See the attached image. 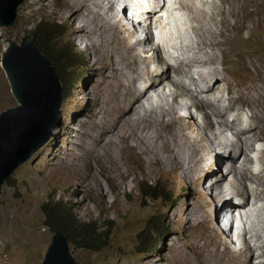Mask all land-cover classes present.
Listing matches in <instances>:
<instances>
[{
	"label": "rangeland",
	"instance_id": "obj_1",
	"mask_svg": "<svg viewBox=\"0 0 264 264\" xmlns=\"http://www.w3.org/2000/svg\"><path fill=\"white\" fill-rule=\"evenodd\" d=\"M101 1L92 0L89 9L80 11L75 0L70 1L75 9L69 6V0H24L19 5L14 24L0 25V86H3L0 113L17 105L1 64L2 53L9 45V40L21 43L25 35L39 37L43 32L39 26L42 21L51 22V28L56 31L52 34L45 32L41 41L49 40L50 50L59 53L66 65H72L71 72L77 79L73 89L67 93L69 96L62 99L59 120L51 139L16 169L2 186L0 264H42L55 232L46 223L44 208L49 203L61 201L79 222L95 221L102 231L107 228L106 224L113 222L109 238L102 239L99 244H92L93 248L76 247L69 243L71 250L76 247L73 255L79 264H170L179 249L184 250L197 264L198 244H207L210 251L226 257L229 264H257L264 261L263 258L250 259V253L242 250L229 233L219 228L222 216L219 215V209L217 216L212 207L222 199L220 193L223 189L220 191L221 180L218 178L220 173L217 176L220 164H225L232 175L227 185H224V192L231 190L233 195L235 193L241 197V193H247V188L252 196L264 190V178H258L259 174L256 173L263 172L264 176V166L261 163L262 168L255 170L253 164H248L250 170H245L244 157L237 164L233 159L226 161L215 151V148L226 149L223 145L226 140L230 141L229 137L226 138L228 135L223 136L218 129V118L225 113L220 115L205 103L204 117L194 107L186 112L180 110V100L183 98H198L203 103L201 94L192 95L180 87L182 91H175L173 98L166 96L167 104L162 109L165 111L159 114L155 110L154 113L146 114L147 107L154 108L150 98L148 101L144 98V104L121 102L118 113L113 115L123 125V137L113 135L114 140L120 143L115 148L117 162L109 168L95 155H90L86 160V156L81 154L84 143L89 146L92 144L90 136L87 138L84 131L88 124L96 120L92 112L112 118L111 104L104 100L113 97L108 87L109 77L117 70L127 69L128 64L138 63L135 57L130 56L145 59L140 71L152 69L147 62L151 55L144 52L149 41L144 40L146 44H143V51L135 38L125 31L126 27H131L128 22L125 25L127 20L121 23L106 14L105 9L96 6ZM193 1L198 12L202 6L207 11V17L199 12L205 29L210 25L209 17L214 14L222 27V19L228 11L220 12L222 3L214 5L222 0ZM92 11H95L94 14H91ZM190 13L192 16L193 13ZM93 15H97L94 20L90 18ZM185 15L189 20L188 10ZM230 18L234 24L235 17ZM240 23L243 24V32L236 35L228 32L225 36L217 37L221 47L216 48V54L226 51L234 79L229 78L235 80L236 84L249 85L253 75L257 77L259 73L264 74V17L254 11L251 19H241ZM190 25L188 23V29L191 30L187 34L195 37ZM62 26L64 30H58ZM147 35L149 39L153 37ZM223 67L220 65L219 69L224 75L226 72ZM134 73L138 83L145 81L139 71ZM152 76H155L153 72ZM161 76L160 81H164L167 86L166 75ZM261 78L264 80V75ZM142 86L147 89L145 85ZM227 95L224 98L225 105L231 102L230 95L229 99ZM174 104L179 106L176 108ZM236 110H239V105L235 106ZM163 113L167 114L165 118L160 116ZM230 113L233 118V112ZM154 117H161L162 124H154ZM168 119L172 122L168 123ZM153 130L160 131L163 136L157 133L150 139ZM177 132L188 143V153L182 158L168 151L165 146V141L171 144ZM211 132L217 133L209 139L207 134ZM243 137L246 138L245 135ZM148 142L152 146L156 145L161 156L149 151ZM229 156L232 157L230 153ZM229 164H236L238 172L246 175L244 181L247 187L242 185V175L232 171ZM105 180L110 182L111 187ZM222 181L226 182L224 179ZM145 184L158 186L163 197L144 192ZM262 196L259 200L263 202L264 209V192ZM260 214H264L263 211L255 214L254 223L256 226L261 225L259 229L264 232V221L261 218L258 220ZM153 219L160 222L159 231L152 233L154 250L142 252L140 235ZM246 241L248 247L250 245L254 250V256L259 255L260 250L249 240ZM203 254L206 256L208 252L204 251Z\"/></svg>",
	"mask_w": 264,
	"mask_h": 264
},
{
	"label": "bare ground",
	"instance_id": "obj_2",
	"mask_svg": "<svg viewBox=\"0 0 264 264\" xmlns=\"http://www.w3.org/2000/svg\"><path fill=\"white\" fill-rule=\"evenodd\" d=\"M70 1L71 0H69V6L75 9L72 5H70ZM90 1L92 0H75V4L80 11H84V9H89ZM116 1L127 6L130 2L133 4V6L142 5L143 7L144 5H146V9L152 12L153 16L155 17H159L162 15L170 16L175 14L176 23L174 25L168 23L166 27L169 29H188V23H191L190 26H192L195 37H193L191 34H187L191 30L188 29V32H181L180 35H171L170 41L166 39V37H168L166 35H152L153 37L149 39V36L146 33V29L140 25L134 24V18L122 17V13L116 12ZM154 1H156V3H154ZM221 3L222 6L220 8V12L225 13L226 10L228 11V13H225V17L222 19V27L220 28V23L217 19L216 14H214L209 17L211 22L206 29L204 28V20L200 16L201 13L199 12L201 11L203 13L202 15L207 17V11L205 7L202 6L198 12L197 6L195 5V2L193 0H179V9L173 7L170 0H150L149 3H142L141 0L137 2H133L132 0H103L100 3L96 4L97 7L101 6V9H105L106 14H110L111 17L117 18L119 22L121 21L122 23V20H127L125 25H127L128 22L131 27L129 29L126 27L125 31L127 32V34H130L133 36V38H135L138 45L141 46L143 51L145 50L143 48V44H146L145 41H149V44H146L147 48L144 52H149V54L151 55L149 57L150 61L147 62L149 64L148 66H152V69H149L145 72L144 70L143 72L140 71V68H143L141 64L146 62L145 59L138 56H130L135 57L138 63L133 65L128 64L126 65L127 69L121 71L117 70L116 73L109 77L108 87L110 93L113 94V97L109 100H104L110 102L111 104L110 111L112 113V118L103 117L98 113L92 112L91 115L94 116L96 120L94 119V121L88 124L89 128L87 125V129L84 130L86 133V137L88 138V136H90L89 141L92 144L89 146L84 143V149L81 153L83 156H86L84 157L86 160L89 159L90 155H95L101 160L104 166L109 168L113 163L117 162L115 148L117 145L120 146V143L114 140L113 135L118 134L123 137V125H120L113 115L115 113H118L121 102H125L126 104L133 103V105H135L137 102L144 104V98H146L145 100L147 101L150 98L151 104L154 108L147 107L145 104V109L147 107L148 110H145L144 108L143 109L145 110L146 114L154 113L153 110H155L157 114H159L165 111L162 109H164L163 107L165 106V104H167V102H165L166 96H171V98H173V93H175V91H182L180 90L181 87V89L189 94H201L204 100L202 103V101H200L198 98H183L182 100H180V110H185L186 112L188 111V109H190V107H194L196 108V110H198V113H200L201 117H204L206 114V108L204 107L205 103L209 109H212V111H215L219 114L225 113L224 116H219L218 118L219 121H217V123L220 124V127L218 129H220L219 131H221L223 136L228 135L226 136V138L229 137L230 141L228 142L226 140V144L223 145V148L226 149L217 150L215 148V151H217L219 155L221 154L226 161H231L232 159L236 160L237 164L240 159L244 157V166H246L245 170H250L247 165L254 163L252 151L256 150L259 154L260 168L254 169L260 170L262 168V165L264 166V80L261 78L264 74L259 73L257 77H254L253 75V80L250 79L251 83L249 85L241 83L236 84L235 80L229 78V76L233 77V74L231 73V68L229 66V60L226 54L227 52L224 51L219 55L216 54V48L221 47V43L217 40V37L220 38L223 35L225 36V34L228 32H234L235 35L243 32L244 27L243 24L240 23L241 19H244V21H246L247 19H251L254 11H256L260 15H263L264 17V2L260 0H222L220 3L215 2L214 5H221ZM226 6L229 9L224 8ZM162 8H166L168 9V11L160 12V9ZM183 9L188 10L190 14L189 20L187 24L178 25V23H181L182 21L180 15ZM94 12L95 11H92L91 14H94ZM190 12L193 13L192 16ZM118 13H120V15H118ZM138 13L139 12L135 11L134 17L138 16ZM94 17L97 18V15H93L90 18L94 20ZM230 17H235L236 20L234 24L230 22ZM143 22L149 29L165 28L163 24L153 23L152 19L149 17L144 18ZM244 25L246 24L244 23ZM138 32H140V35L137 36L136 34H138ZM250 34L251 31L248 33V35ZM178 39H180L179 42H182L180 47L176 45V43H178ZM153 41H168L170 42V48L164 49V51H162V47H159ZM176 47H178V51H176ZM161 53L179 54L175 60L173 59L172 62H169L163 57ZM150 62L152 63L150 64ZM220 65L224 66L223 70L226 72L224 75L219 69ZM135 71L140 72L141 78L145 80L144 82L141 81V83H138L134 75ZM152 72L153 74H155V76H152ZM172 72L175 75L174 78H172V76H174L172 75ZM150 74L151 76L147 78V76ZM161 75H166L165 80L167 81V86L164 85V81H160V79L162 78ZM195 75H197V77ZM158 81L161 83H159ZM142 85H145L147 89ZM2 87L0 86V95L3 93ZM149 91L161 94L165 103L162 102L160 105H154L151 100L154 94H149ZM227 93L228 95L226 97L228 98V96L230 95L231 102H228V105H225L224 98L225 94ZM238 105L239 110L234 111L235 106ZM178 106L179 105L176 104L175 107L177 108ZM231 111L233 112V118L231 117ZM160 116L162 118H165L167 114L163 113V116ZM160 118L154 117L153 123L162 124ZM167 122L170 123L172 121L168 119ZM157 133L163 136L160 131L153 130L150 134V139H153L155 137V134ZM216 133L217 132H215V134L211 132L207 134L208 138L210 139L211 136H216ZM244 135L246 138L243 137ZM183 137H180L177 132V135L172 138L171 144L170 142L165 141V146L168 151L173 152L175 155L181 158L182 156H186L188 153V143L186 142L187 140L185 141L183 139ZM257 142H261V148L256 147ZM223 143L224 140L221 142V144ZM147 145L150 152L161 156L160 151L159 149H157L156 145L152 146L149 142L147 143ZM231 146L233 148H231ZM229 153L232 157L229 156ZM190 157H192L191 154ZM214 164L215 162L213 163V165ZM220 165L221 166L219 167L217 176L220 173V176L218 177L219 181L221 180V183H219V188L220 191L221 189H223V192L220 193L222 196L221 201L216 202V204L212 206L214 208L213 211L215 212V214L217 213L218 209L220 210V207L217 206L218 203L223 201L232 203V198L234 196H238L235 193L233 195L231 190H227L226 192H224V185L227 183V180L230 179L229 176L232 175L230 174L229 169L225 164L224 166H222V164ZM229 165L232 168V171L237 172L238 174L240 173L242 175V185L247 187L245 185L246 182L244 181V178L246 179V175L241 171L238 172L239 169L236 164ZM223 168L225 169L223 170ZM256 173L259 174L258 178H264V176L262 175L263 172L257 171ZM223 179L226 180V182L222 181ZM222 186L223 188H221ZM263 192L264 190L259 192V195L255 194L252 196L249 194L250 190L247 188V193H241L242 197H239H241L245 202H252V204L260 202L259 208L260 210L264 211V209L262 208L263 202L259 200L263 198ZM252 197H254L255 199H252ZM223 206L224 205H222L221 208ZM259 218H261L263 222L264 214L258 215V220H260ZM222 220H220V222H222ZM220 225L222 226V223H220L219 226ZM260 226L261 225H257L254 228V236L257 242V246L255 248L257 250H260V253L257 256H254V250L251 249L252 247L250 248V245L248 247V242L245 238H241L240 236H238V238L236 239L233 238L236 242L239 243V245L242 247V250L250 253V259H264V232L259 229ZM221 230H223L224 233L226 231L225 228H221ZM196 248L197 264H229V262L226 260V257L217 254L218 252L215 253L210 251L207 244L202 246L198 244ZM204 251L208 252L206 256L203 254ZM170 264H194V262L191 256H189L184 250L179 249L176 251V257ZM257 264H264V261L258 262Z\"/></svg>",
	"mask_w": 264,
	"mask_h": 264
},
{
	"label": "water",
	"instance_id": "obj_3",
	"mask_svg": "<svg viewBox=\"0 0 264 264\" xmlns=\"http://www.w3.org/2000/svg\"><path fill=\"white\" fill-rule=\"evenodd\" d=\"M24 0H0V25L12 26ZM17 105L0 113V193L16 169L52 137L59 120L62 84L31 35L9 40L1 60ZM66 235L54 232L42 264H79Z\"/></svg>",
	"mask_w": 264,
	"mask_h": 264
},
{
	"label": "trees",
	"instance_id": "obj_4",
	"mask_svg": "<svg viewBox=\"0 0 264 264\" xmlns=\"http://www.w3.org/2000/svg\"><path fill=\"white\" fill-rule=\"evenodd\" d=\"M48 23V24H47ZM51 22H40V27L43 29L42 34L39 37L31 34L35 40L37 49L40 50L45 57H47L52 65L54 66L58 77L62 84V96L63 98H67L70 90L73 89L74 83L76 82L75 75L71 72L72 65H66L65 59L61 58L59 53H55L50 50L49 47V40H45V42L41 41L42 36L45 32H49L52 34L53 28L50 24ZM58 30H64L63 26L58 28ZM107 181V180H105ZM108 185L110 186V182L107 181ZM111 187V186H110ZM143 190L146 193H151L154 196L163 197V193L159 191L158 186H150V185H143ZM45 213H46V223L53 231H62L68 241L75 245L76 247H90L93 248L92 244L100 242L102 239L106 240L110 236V232L112 229V223L110 222L107 225V228L102 231L99 230L97 222H79L73 218L71 212L68 210L64 202H55L54 204L49 203L45 205ZM218 215V214H217ZM151 224L147 226V228L142 231V235H140V242H141V251L142 252H150L154 250L152 247L155 246L154 238L152 237V233L159 231V224L158 220L153 219ZM99 244V243H98Z\"/></svg>",
	"mask_w": 264,
	"mask_h": 264
},
{
	"label": "clouds",
	"instance_id": "obj_5",
	"mask_svg": "<svg viewBox=\"0 0 264 264\" xmlns=\"http://www.w3.org/2000/svg\"><path fill=\"white\" fill-rule=\"evenodd\" d=\"M132 1L137 2L139 0H132ZM170 1L173 7L177 9L180 8V4H178L179 0H170ZM141 2L149 3L150 0H141ZM115 3H116L115 5L116 12L122 13V17L134 18V24L144 27L149 35H154V36L166 35L168 36L166 37V39L170 41L171 35H180L181 32L187 31V29H169L166 27L168 23H171L172 25L176 23L175 14L170 15V16L162 15L159 17H155L153 16L152 12L146 9V5L142 7V5L133 6L131 2L128 3V6L122 3H119L118 1H116ZM154 3H156V1H154ZM186 10L187 9H183L180 15V17L182 18V21L181 23H178V25L187 24L188 18L185 15ZM135 11L139 13H138V16L134 17ZM167 11L168 9L166 8L160 9V12H167ZM120 13H118V15H120ZM147 17L151 18L153 23L155 24H163L165 28L149 29L147 25L143 22L144 18H147ZM118 18H121V17H118ZM136 35L137 36L140 35V32H138V34ZM179 40L180 39H178V43H176L178 47H180L182 43V42H179ZM168 41H153V42L159 47H162V51H164V49L170 48V42ZM178 47H176V51H178ZM161 54L167 61L172 62L173 59L175 60L178 57L179 53H161ZM152 93L153 92H150V94ZM153 94L154 96L151 98V100L154 105H160L162 102H164V100L163 101L161 100L163 98L161 94H157L155 92ZM256 147L261 148V142H257ZM252 155L254 157L253 165L255 169H259L260 168L259 154L257 153L256 150H254L252 151ZM222 205L224 206L221 208ZM259 205H260V202L256 204H252V202L250 201L245 202L239 196H234L232 198V203H227L226 201L218 203L217 206L220 207L219 213L223 219L222 222H219V223H222V226L220 225V227L222 229L225 228L226 232L229 233L230 237H233L234 239H236L238 238V236H240L241 238H245L249 240L253 245L257 246V242L254 236V228L256 227L254 223V217L258 211H263V210H260Z\"/></svg>",
	"mask_w": 264,
	"mask_h": 264
}]
</instances>
